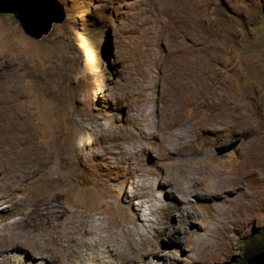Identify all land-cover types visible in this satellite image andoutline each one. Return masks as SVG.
I'll use <instances>...</instances> for the list:
<instances>
[{
	"label": "rangeland",
	"instance_id": "374dc122",
	"mask_svg": "<svg viewBox=\"0 0 264 264\" xmlns=\"http://www.w3.org/2000/svg\"><path fill=\"white\" fill-rule=\"evenodd\" d=\"M58 1L40 40L0 14V264H246L264 0Z\"/></svg>",
	"mask_w": 264,
	"mask_h": 264
},
{
	"label": "water",
	"instance_id": "95a60500",
	"mask_svg": "<svg viewBox=\"0 0 264 264\" xmlns=\"http://www.w3.org/2000/svg\"><path fill=\"white\" fill-rule=\"evenodd\" d=\"M0 14H12L28 37L40 40L53 24L65 19L64 6L58 0H0ZM238 142L216 149L218 155L232 150ZM248 264H264V251L252 256Z\"/></svg>",
	"mask_w": 264,
	"mask_h": 264
},
{
	"label": "bare ground",
	"instance_id": "6f19581e",
	"mask_svg": "<svg viewBox=\"0 0 264 264\" xmlns=\"http://www.w3.org/2000/svg\"><path fill=\"white\" fill-rule=\"evenodd\" d=\"M189 95H190V94H189ZM230 107H231V106H230ZM238 113H239V112H238ZM199 125H200V124H199ZM169 126H170V125H169ZM197 126H198V125H197ZM196 128H197V127H196ZM201 128H202V127H201ZM203 128H204V127H203ZM166 129H167V128H166ZM204 129H205V128H204ZM212 131H213V130H212ZM186 145H187V144H186ZM188 171H189V170H188ZM187 174H188V173H187ZM188 175H189V174H188ZM196 176H197V175H196ZM199 176H200V175H199ZM199 176H198V177H199ZM201 177H202V176H201ZM190 178H191V176H190ZM190 178H189V179H190ZM207 178H208V177H207ZM237 180H238V179H237ZM193 181H194V180H193ZM195 181H196V180H195ZM195 181H194V182H195ZM198 182H199V181H198ZM227 182H228V181H227ZM201 185H202V184H201ZM233 185H234V184H233ZM238 185H239V184H238ZM198 186H199V185H198ZM193 187H194V186H193ZM205 187H206V186H205ZM203 188H204V187H203ZM231 188H232V187H231ZM233 188H234V187H233ZM233 188H232V189H233ZM195 193H196V191H195ZM222 193H223V192H222ZM202 194H203V193H202ZM206 194H207V193H206ZM209 194H210V193H209ZM217 194H219V193H217ZM200 195H201V194H200ZM200 195H195V197L198 198V199H210V198H212L211 195H210V196H209V195H205V194H204V195H201V196H200ZM192 196H193V195H192ZM218 197H219V196H218ZM185 201H186V200H185ZM230 203H231V202H230ZM237 205H240V203L237 204ZM241 206H242V205H241ZM236 207H237V206H236ZM243 207H244V205H243ZM179 208H180V207H179ZM179 208L177 207L176 212H177L178 210H180ZM240 209H241V208H240ZM246 209H247V208H246ZM182 210H183V208H182ZM240 211H242V209H241ZM180 212H181V211H180ZM185 214H186V212H185ZM179 216H180V215H179ZM181 216H182V215H181ZM184 216H185V215H184ZM188 216H189V215H188ZM182 219H183V218H182ZM83 231H85V230H83Z\"/></svg>",
	"mask_w": 264,
	"mask_h": 264
},
{
	"label": "clouds",
	"instance_id": "9594fccd",
	"mask_svg": "<svg viewBox=\"0 0 264 264\" xmlns=\"http://www.w3.org/2000/svg\"><path fill=\"white\" fill-rule=\"evenodd\" d=\"M227 146V145H226ZM222 147H224V146H222ZM233 150V149H232ZM231 151V150H230ZM230 151H228V152H230ZM227 153V152H226ZM225 154V153H224ZM223 155V154H222ZM249 245V244H248ZM262 251H264V250H262ZM262 251H260V252H252V253H250L248 256H247V259H246V264H248L247 263V261H248V259H250L252 256H254V255H257V254H259V253H261Z\"/></svg>",
	"mask_w": 264,
	"mask_h": 264
}]
</instances>
